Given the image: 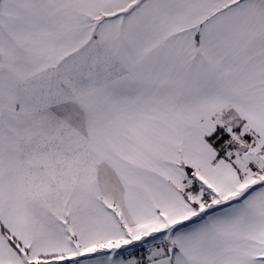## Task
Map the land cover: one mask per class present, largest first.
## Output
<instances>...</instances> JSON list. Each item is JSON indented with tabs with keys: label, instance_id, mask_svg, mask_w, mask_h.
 Instances as JSON below:
<instances>
[{
	"label": "snow or ice",
	"instance_id": "6c2138e0",
	"mask_svg": "<svg viewBox=\"0 0 264 264\" xmlns=\"http://www.w3.org/2000/svg\"><path fill=\"white\" fill-rule=\"evenodd\" d=\"M0 264H264V0H0Z\"/></svg>",
	"mask_w": 264,
	"mask_h": 264
}]
</instances>
